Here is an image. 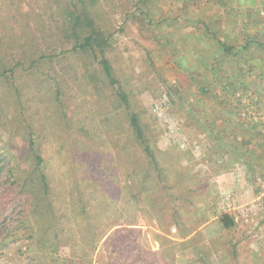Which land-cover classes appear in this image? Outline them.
<instances>
[{"label": "trees", "instance_id": "1", "mask_svg": "<svg viewBox=\"0 0 264 264\" xmlns=\"http://www.w3.org/2000/svg\"><path fill=\"white\" fill-rule=\"evenodd\" d=\"M157 1L129 0L132 8L127 14L139 15L140 20L149 19L157 29L160 20L153 22L149 7L155 6ZM97 3L99 0H47L45 5L49 10L50 21L45 26L46 32L41 28V34L27 32L22 37L11 36L8 39L0 36V85L6 86L5 94H0V123L7 129L9 139L0 147V255L11 253L12 259H20L18 255H24L23 264H66L67 260L71 264H81L85 260L90 262L92 254L97 252L99 264H176L174 256L194 229L187 226L181 230L179 238L182 240L168 237L162 217L164 212L160 210L166 204L172 205L171 221L178 226L183 225L182 215L175 207L177 202L183 200V191L178 193L175 189L179 185L180 188L186 185L183 182L185 175L172 179L168 172L176 170L173 163L170 162L164 168L160 164L157 150L152 146L153 141L147 135L138 114L133 111L121 83L114 76L113 66L106 53L111 47L115 30L103 17L104 12L94 9ZM247 4H250L247 0H237L240 9ZM191 16L189 20H184L185 26L198 28L201 25V33L205 35L200 40L195 38L194 47L191 46L196 49L194 55L198 65L188 66L184 55L177 56L175 64L191 76L200 70L201 64L206 63L205 55L203 57L201 53H211L216 66L208 69L209 78L226 81L224 84L246 91L247 74L256 69L264 70V59L253 55L251 36L243 44L228 43L218 37L214 30H209L203 19V11L193 12ZM194 16L198 18L193 20ZM179 18L165 19V23L172 25L167 33L175 34V30L181 27L177 22ZM50 27L56 28L58 33L51 31ZM178 42L184 48L183 53L192 51L186 39L171 42L172 51H178L175 48ZM42 44L54 54L46 55ZM214 46L215 49L208 52ZM57 50L71 58L74 64L70 63L71 68H75L73 79L84 82L83 91L90 90V87L94 88L92 91L97 88L91 83L96 78L94 64H99L102 74V87L99 88L101 97L105 96L106 90H112L118 109L128 113L125 114L128 131L123 132L126 139L122 138L118 130L120 120L115 117L116 112L107 109L101 113L100 108H97L94 113L100 115L102 128L97 131L81 130L83 125L76 122V115L68 113L63 102L62 83L58 74L53 76L54 82L41 79L39 87L34 88L39 76L38 64L42 60H52ZM220 56L223 59L221 64L217 61ZM198 90L204 95L211 92L207 84ZM72 93L77 97L74 88ZM187 101L185 99L183 105L189 111L191 109ZM211 110L215 117L206 118L208 114L204 115L202 126L206 128L214 125L219 115L215 107L211 106ZM72 125H79L83 136L80 135L79 140L73 142L68 156L63 153L64 143L68 139L64 132L70 130ZM129 139L145 155L147 166L124 159L127 155L125 148L132 146ZM133 164L136 167L132 168ZM118 174L124 177L123 187L127 193L123 204L131 203L140 209L150 225L154 218L162 233L151 229L150 237L144 236L132 243L127 241L132 233L125 234V240L116 239L122 233V228L130 231L136 224L135 213L127 219L118 220L122 217L121 211L116 208L118 201L109 192L111 186L117 188L121 182ZM210 216L207 215L201 222H208L212 218ZM213 219L208 225L217 224L227 231L236 226L230 212H221ZM217 239L214 254L220 264L241 261L238 241L230 239V246L226 247L228 242L223 243L219 236ZM154 243L158 244L157 249L151 248ZM15 246L19 251L14 249ZM62 246L68 248L69 257L60 255ZM28 249L32 250L31 254H27ZM106 253L111 260L103 263ZM183 264L213 263L201 256Z\"/></svg>", "mask_w": 264, "mask_h": 264}, {"label": "rangeland", "instance_id": "2", "mask_svg": "<svg viewBox=\"0 0 264 264\" xmlns=\"http://www.w3.org/2000/svg\"><path fill=\"white\" fill-rule=\"evenodd\" d=\"M247 1L250 4L240 9L237 0H158L155 6H149L153 22L160 20L162 23H159L157 29L149 19L140 20L139 15L127 14L132 8L129 0H99L94 6L96 11L104 12L103 17L114 27L111 47L106 54L113 66L114 76L121 83L133 111L138 114L147 135L153 141L152 146L157 150L160 164L164 168L170 162L173 163L176 170L168 172L172 179L185 175L183 182L186 185L183 188L179 185L175 189L178 193L183 191V200L177 202L180 206H175L182 215L183 225L178 226L171 221L170 210H174L172 205L166 204L160 210L164 212L162 217L168 230L164 234L168 237L179 240L181 230L187 226L194 229L174 256L176 264L193 261L201 256L213 264H220L214 254L217 236L223 243L228 242L226 247L230 246V239L238 241L241 261L234 260V264H264V70L255 68L253 73H248V87L243 91L242 88L239 90L233 85L224 84L226 81L209 78L208 69L216 66L211 53H201V56L205 55L206 63L201 64L200 70L191 76L174 62L184 55L188 66L198 65L194 55L196 49L192 47L196 39L200 40L205 35L201 33V25L198 28L187 27L184 21L186 18L189 20L191 14L197 11H203V19L209 30H214L225 42L243 44L250 35L253 55L263 60L264 0ZM45 2L47 0H0V36L8 39L11 36L22 37L27 32L41 34V28L46 32L45 26L50 16ZM178 16L180 18L177 22L181 27L175 30L176 35L167 33L172 25L165 23V19ZM197 18L194 16L193 20ZM50 30L58 33L54 27H50ZM175 39H186L192 51L183 53L184 48L180 42L175 45L178 51H172L170 43ZM42 48L46 55L54 54L43 44ZM214 49L215 46L208 52ZM55 54L52 60H42L38 64L39 76L34 82V88L39 87L41 79L54 82L53 76L58 74L62 83V99L68 113L76 115V122L83 125L81 128L72 125L70 130L64 132L68 139L64 143L63 153L69 156L73 142L79 140L80 135L83 136L80 129L97 131L102 128L100 115L94 114L97 108H100L101 113H105V109L116 112L115 117L120 120L118 130L122 138L126 139L123 132L128 131L125 117L128 113L118 109L112 90L102 89L105 96L101 97L102 91L99 88L102 87V74L99 64H94L96 78L91 83V86L96 85L97 88L92 91L93 87H90V90L83 91L84 82L73 79L75 68H71L70 63L74 65L71 58L60 54L58 50ZM222 60V56L217 58L220 64ZM204 84L211 88V92L205 95L198 90ZM4 86L0 85V94H5ZM72 88L77 92V97L72 95ZM185 99H188L189 111L184 108ZM211 106L220 112L215 111L220 116L215 118L214 125L206 128L202 126L204 115L208 114L206 118L215 117ZM233 107L236 110H231ZM6 130L0 123V147L9 140ZM130 144L133 147L125 148L127 155L124 159L147 166V159L137 144L132 140ZM119 175L121 182L118 187L111 186L109 189L118 201L116 208L121 211L122 217L118 220L127 219L135 213L136 224L130 231L122 228V233L116 239L125 240V234L132 233L127 240L132 243L134 240L140 241L144 236L150 237L151 229L162 233L154 218L150 225L140 209L131 203L123 204L127 193L123 187L124 177ZM155 193L158 194L157 190ZM221 212H230L234 216L236 226L232 230H223L217 224L208 225ZM207 215L212 218L208 222H201ZM157 246V243L151 244L153 249H157ZM21 248L23 252L24 246ZM14 249L19 251L16 246ZM31 252L28 249L27 254ZM60 255L69 257L66 246L60 248ZM10 256L11 253L0 255V264H23L24 255L19 254L20 259H12ZM229 258L233 260L230 254ZM110 260V255L104 254L103 263ZM66 264L71 262L67 260ZM81 264H99L97 252L92 254L90 262L85 260Z\"/></svg>", "mask_w": 264, "mask_h": 264}]
</instances>
